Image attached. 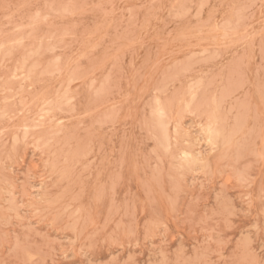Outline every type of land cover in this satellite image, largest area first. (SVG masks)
<instances>
[{
  "label": "rangeland",
  "instance_id": "374dc122",
  "mask_svg": "<svg viewBox=\"0 0 264 264\" xmlns=\"http://www.w3.org/2000/svg\"><path fill=\"white\" fill-rule=\"evenodd\" d=\"M0 264H264V0H0Z\"/></svg>",
  "mask_w": 264,
  "mask_h": 264
},
{
  "label": "bare ground",
  "instance_id": "6f19581e",
  "mask_svg": "<svg viewBox=\"0 0 264 264\" xmlns=\"http://www.w3.org/2000/svg\"><path fill=\"white\" fill-rule=\"evenodd\" d=\"M237 18H238V16H237ZM176 19V18H175ZM239 20V19H238ZM92 21V20H91ZM200 28H202V27H200ZM209 28V27H208ZM214 31H215V29H214ZM50 37H52V36H50ZM50 39V38H49ZM8 41H10V40H8ZM21 44V43H20ZM55 46V45H54ZM51 47H52V45H51ZM54 51V50H53ZM188 63V62H187ZM15 71V70H14ZM179 73V72H178ZM168 75V74H167ZM179 76H181V75H179ZM60 77V76H59ZM71 81V80H70ZM214 83V82H213ZM70 85V84H69ZM69 87H67V88H65V90L66 89H68ZM70 88H71V86H70ZM69 88V89H70ZM152 90V89H151ZM66 92V91H65ZM68 92V91H67ZM154 93V92H153ZM220 93V92H219ZM69 96V95H68ZM71 96H73V95H71ZM70 96V97H71ZM69 97V98H70ZM68 98V97H67ZM74 99V98H73ZM72 99V100H73ZM68 103V102H67ZM68 105H70L69 103H68ZM73 105H71V107H72ZM151 107V106H150ZM153 108H154V106H153ZM156 108H158V105L156 106ZM74 109V108H73ZM72 110V109H71ZM71 112H73V110L71 111ZM4 115H2V117H3ZM4 118V117H3ZM42 124V123H41ZM62 127V126H61ZM156 129H158V128H156ZM154 130V129H153ZM155 131V130H154ZM161 131V130H160ZM216 131V130H215ZM215 131H213V132H215ZM209 133V132H208ZM200 135V134H199ZM166 136V135H165ZM40 140V139H39ZM12 141V140H11ZM229 147V146H228ZM164 150V149H163ZM182 155V154H181ZM207 155V154H206ZM162 161V160H161ZM198 171H199V169H198ZM66 189V188H65ZM46 194V193H45ZM44 195V194H43ZM45 196V195H44ZM110 222H112V221H110ZM92 223V222H91ZM104 226H105V224H104Z\"/></svg>",
  "mask_w": 264,
  "mask_h": 264
}]
</instances>
